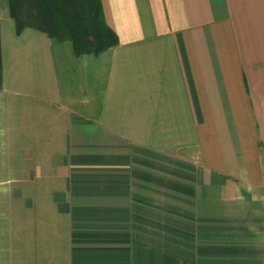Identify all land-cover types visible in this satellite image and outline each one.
<instances>
[{"label": "crops", "instance_id": "0c3cea01", "mask_svg": "<svg viewBox=\"0 0 264 264\" xmlns=\"http://www.w3.org/2000/svg\"><path fill=\"white\" fill-rule=\"evenodd\" d=\"M100 2L117 44L79 55L104 64L80 98L0 15V96L60 110L32 162L65 264H264V0Z\"/></svg>", "mask_w": 264, "mask_h": 264}, {"label": "rangeland", "instance_id": "374dc122", "mask_svg": "<svg viewBox=\"0 0 264 264\" xmlns=\"http://www.w3.org/2000/svg\"><path fill=\"white\" fill-rule=\"evenodd\" d=\"M34 2L29 7V17L41 9ZM4 14H8L7 0H0V15ZM41 24L53 31L44 20ZM52 40L58 44L52 55L60 91L64 93L69 87V92L78 98L88 91L94 93L101 83L98 71L104 70V64L91 55L81 60L71 53L66 34ZM59 111L45 103L0 96V139L10 143V155L0 165V264H65L63 220L49 216L50 210L46 209L51 186L44 179V170L34 168L32 162L35 148L42 151L43 146L56 145L61 140L60 129L53 122ZM38 174L42 179H33ZM53 229L55 232L49 233Z\"/></svg>", "mask_w": 264, "mask_h": 264}, {"label": "trees", "instance_id": "16d2710c", "mask_svg": "<svg viewBox=\"0 0 264 264\" xmlns=\"http://www.w3.org/2000/svg\"><path fill=\"white\" fill-rule=\"evenodd\" d=\"M34 1L41 9L39 13L32 12L34 17H29L28 10ZM7 7V15L14 21L16 34H20L25 27L41 30L50 38L66 34L77 56L98 55L117 44L115 32L104 20L100 0H7ZM29 18L33 21L29 22ZM43 20L53 31L41 24Z\"/></svg>", "mask_w": 264, "mask_h": 264}]
</instances>
